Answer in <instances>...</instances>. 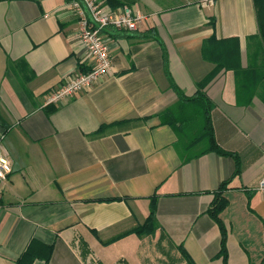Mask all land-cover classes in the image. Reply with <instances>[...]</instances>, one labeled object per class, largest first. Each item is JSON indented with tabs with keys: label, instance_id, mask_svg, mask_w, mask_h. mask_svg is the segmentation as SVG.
I'll list each match as a JSON object with an SVG mask.
<instances>
[{
	"label": "crops",
	"instance_id": "0c3cea01",
	"mask_svg": "<svg viewBox=\"0 0 264 264\" xmlns=\"http://www.w3.org/2000/svg\"><path fill=\"white\" fill-rule=\"evenodd\" d=\"M73 1L0 2V139L12 164L0 264H224L208 211L229 179L227 264H264V50L253 0H116L145 17L138 30H107L110 72L49 104L91 66ZM206 42L231 45L232 61L206 58ZM166 60L186 96L206 81L216 142L241 162L236 177L231 155L186 161L178 151L161 116L179 101ZM240 79L250 100L238 97ZM154 196L157 228L139 236Z\"/></svg>",
	"mask_w": 264,
	"mask_h": 264
},
{
	"label": "trees",
	"instance_id": "16d2710c",
	"mask_svg": "<svg viewBox=\"0 0 264 264\" xmlns=\"http://www.w3.org/2000/svg\"><path fill=\"white\" fill-rule=\"evenodd\" d=\"M1 1H12V0H0ZM107 2L113 7L117 8L121 5L116 0H107ZM254 8L257 15L258 22V38L262 49L264 50V0H253ZM143 39L148 38V34H143L141 36ZM213 42V39H212ZM229 41H227L228 43ZM213 44V43H212ZM236 50V49H235ZM235 50L231 45H226L222 47L221 44L211 45V43L206 42L204 45V55L206 58L214 60V55L219 52H226L223 55L225 61H232V58L227 59L226 56L231 55ZM167 58V57H166ZM258 67V66H257ZM165 72L169 79L170 88L177 94L178 103L165 112L162 113V118L165 124L170 125L178 136V143L176 147L178 151L184 156V160H191L193 158L199 157L209 151H216L222 155H231L236 159V171L232 177H236L241 172V162L238 156L233 153H227L222 150L215 137V131L212 124L211 113L213 110V104L207 98L204 88L202 85L206 82L203 81L198 86V91L193 97H188L184 92L175 84L171 75L168 72L167 60L165 61ZM264 80V67H260L259 81ZM246 81V80H245ZM240 79L238 81V97L240 100H250L247 97L250 91L245 90L242 86H245L246 82ZM242 85V86H241ZM197 147H202L203 149L197 153H194ZM231 179L222 183L220 188L214 192V200L208 211L211 218L218 224L221 231V255L224 258V264H227V251H226V241H227V229L222 221L220 215L228 206V201L225 197V192L228 189ZM156 197L151 199L150 214L146 222L143 225L136 227L133 232L139 236L152 235L157 228V218H156ZM117 264H126L124 261H120Z\"/></svg>",
	"mask_w": 264,
	"mask_h": 264
},
{
	"label": "built area",
	"instance_id": "2783aa9c",
	"mask_svg": "<svg viewBox=\"0 0 264 264\" xmlns=\"http://www.w3.org/2000/svg\"><path fill=\"white\" fill-rule=\"evenodd\" d=\"M71 9L80 25L78 40L84 44L91 61L90 70L78 72L64 81L48 98L49 104H58L80 92H87L98 84L111 70L112 58L105 32L115 29L135 32L145 18L133 7L124 5L111 8L103 0H74ZM0 139V213L3 210V184L12 173V164ZM257 190L264 194V177L260 179Z\"/></svg>",
	"mask_w": 264,
	"mask_h": 264
}]
</instances>
